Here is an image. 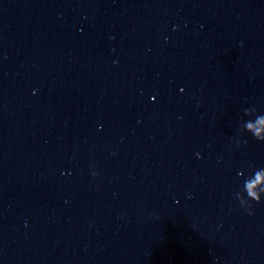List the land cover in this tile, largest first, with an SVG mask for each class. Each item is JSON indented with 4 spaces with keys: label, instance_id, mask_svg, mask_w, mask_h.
<instances>
[{
    "label": "water",
    "instance_id": "water-1",
    "mask_svg": "<svg viewBox=\"0 0 264 264\" xmlns=\"http://www.w3.org/2000/svg\"><path fill=\"white\" fill-rule=\"evenodd\" d=\"M258 186L264 0H0V264H264Z\"/></svg>",
    "mask_w": 264,
    "mask_h": 264
},
{
    "label": "clouds",
    "instance_id": "clouds-1",
    "mask_svg": "<svg viewBox=\"0 0 264 264\" xmlns=\"http://www.w3.org/2000/svg\"><path fill=\"white\" fill-rule=\"evenodd\" d=\"M259 171L260 169H254L250 174L251 178L254 179L255 176L259 173ZM239 191H240V199L238 200V202L240 207L245 211H247L249 215H252L250 202H254L257 204L261 202L262 197H264L262 196V191H264V186H258L252 196L246 195L245 189L243 187H241Z\"/></svg>",
    "mask_w": 264,
    "mask_h": 264
}]
</instances>
